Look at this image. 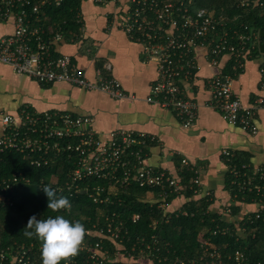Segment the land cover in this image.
I'll return each instance as SVG.
<instances>
[{
	"label": "built area",
	"instance_id": "2783aa9c",
	"mask_svg": "<svg viewBox=\"0 0 264 264\" xmlns=\"http://www.w3.org/2000/svg\"><path fill=\"white\" fill-rule=\"evenodd\" d=\"M63 1L0 0V22L14 28L10 36L0 39V64L42 86L65 83L102 92L114 100L131 97L119 80L99 73L98 80L92 82L71 56L57 54L56 46L64 40L65 33L56 24L47 25L44 10L48 6H60ZM90 1L118 5L114 14L116 26L141 45L147 63L156 65L157 79L145 100L147 103L172 110L184 128L192 127L198 118L199 105L188 97L185 86L200 70L198 55L204 52L216 67L219 60L228 57L233 64L232 73L220 72L207 81L208 105L227 123L252 135L258 133L254 122L259 106H244L233 91L236 78L252 56L248 43L254 49L258 44L257 35L248 36L231 28L228 19L214 11L196 10L194 0ZM251 1L245 0L243 4ZM82 30L83 27L79 28ZM105 69L111 70V65L107 64ZM260 74V90L264 91V66ZM93 123L91 116L38 112L29 107L9 113L0 107V208L14 207V198L31 187L43 194L53 193L57 212L71 209L80 194L94 205L104 206L114 204L113 197L129 194L130 188L137 187L149 190L147 195L153 198L149 200L146 196L143 199L146 202L160 201L158 208L165 213V218L183 211L173 207L177 196L185 191L182 179L149 165L150 147L156 143L154 136L123 129L102 135L93 128ZM10 154H21L31 169L38 170L51 168L66 159L67 179L60 182L53 175L36 182L23 171L9 175L4 164ZM222 154L232 176L231 193L235 192L231 194L232 203L221 213H211L208 207L206 214L216 215L225 225L217 224L201 233L197 256L180 259L156 235L131 240L120 214L106 215L100 210L96 222L82 226L84 233L70 242L65 264H77L78 257L85 264H251L247 247L224 246L219 250V245L211 243L206 236L231 237L235 244L257 239L256 223L261 219L264 222V164L249 172L248 165L233 164L236 153L225 150ZM182 166L193 167L186 159L182 160ZM190 184L193 190L199 187L200 180L196 177ZM155 191H159V198ZM194 192L199 194L196 189ZM173 195L174 199L168 202L167 198ZM239 196L243 199L237 201ZM247 197L251 202L245 201ZM207 198L214 202L213 197ZM118 204H122L121 199ZM233 205L241 207L238 215H233ZM131 220L138 222L140 215H134ZM128 243L130 247H126ZM44 251L47 250L43 247L37 250L34 244L30 248L17 244L4 248L0 244V264H36L35 257ZM255 264H264V261Z\"/></svg>",
	"mask_w": 264,
	"mask_h": 264
},
{
	"label": "crops",
	"instance_id": "0c3cea01",
	"mask_svg": "<svg viewBox=\"0 0 264 264\" xmlns=\"http://www.w3.org/2000/svg\"><path fill=\"white\" fill-rule=\"evenodd\" d=\"M82 1L83 30L78 34H64V40L56 46L57 54L71 56L92 82L98 80L100 74L119 80L125 92L134 99L114 100L102 92L65 83L42 86L0 64V93H10L12 100L10 107L5 104L0 107L12 109L3 108L9 113L29 107L38 112L91 116L93 128L102 135L120 129L152 135L156 143L150 147L149 165L179 176L184 169L182 160H188L193 167L185 168L195 174L191 180L196 177L200 180L199 187L196 186L199 194H195L193 200L213 197L209 211L221 213L232 203V193L226 184L229 168L223 151L241 154L253 168L264 164V91L260 90V70L264 61L260 55H252L233 86L244 106H259L254 122L258 129L256 135L227 123L209 107L207 81L215 74L225 72L230 59L222 58L216 67L211 65L204 52L197 57L200 70L185 86L188 97L199 105L198 118L192 127L184 128L175 112L145 101L157 79L156 65L147 63L141 45L116 26L114 14L119 6ZM13 31L11 24L0 22V39L10 36ZM107 64L111 65V70L105 69ZM189 200L182 193L173 202V207L182 210Z\"/></svg>",
	"mask_w": 264,
	"mask_h": 264
},
{
	"label": "trees",
	"instance_id": "16d2710c",
	"mask_svg": "<svg viewBox=\"0 0 264 264\" xmlns=\"http://www.w3.org/2000/svg\"><path fill=\"white\" fill-rule=\"evenodd\" d=\"M244 1L194 0V6L196 10L208 9L218 16H225L229 21V26L238 29L241 33L248 36L257 35L259 43L254 49H251L252 45L248 43V51L255 57L260 55L259 44L264 42V39L259 37V33L264 32V0H253L249 2L250 4H243ZM82 2V0H64L60 6L46 7L44 12L48 17L47 25L56 24L65 34L80 33L79 28L82 24L78 23V20L82 15ZM232 66L230 61L224 73H232ZM6 159L4 169L9 175L23 171L27 176H33L36 182L43 177L50 179L53 175H56L60 182L67 179L69 166L66 159L65 161L60 160L51 168L41 170L31 169L21 154H10L6 156ZM233 164L239 167L248 165L249 172L253 168L241 154H236ZM194 175L191 169L185 167L179 174L185 187L183 194L190 200L183 207V211L170 215L168 219L165 218V213L158 208L160 201L151 203L143 200L148 189L132 187L129 194L121 193L117 198L113 197L114 204L104 206H96L89 201L87 196L80 194L76 196L71 209L57 212L53 193L43 194L31 187L14 198V207L0 208V244L4 248L15 244L30 248L34 244L37 250L40 247L47 250L41 252L40 256L37 254L36 264H65V252L70 242L77 240L84 233L82 226L88 227V222H96L101 210L106 215L120 214L127 225L128 236L131 240L141 237L149 239L156 235L160 237L164 245L168 244L169 249L176 252L180 259H192L200 251L201 233L214 228L217 224L225 225L216 215L206 214L208 207L212 204L207 200L208 198L197 202L193 200L196 187L193 190L190 189V180ZM231 180L232 176L228 173L226 184L230 191L232 190ZM155 193L156 198H159V191ZM174 196H169L167 201L171 203ZM119 199L122 200L121 205L118 204ZM241 199L243 197L239 196L237 201ZM245 201L251 202V198L247 197ZM240 211L241 207L232 206L233 215H238ZM134 215H140V220L136 223L131 220ZM255 227L258 229L256 240L250 239L235 244L231 237L213 238L207 234L206 238H210L211 243L219 245V250L224 249V246L247 247V255L251 258L248 262L255 264L258 261H264V222L262 219L257 221ZM74 229L76 232L73 231ZM38 230H41L40 234L37 233ZM62 240H65V243H62ZM125 245L126 247L131 246L130 243ZM77 264H85L82 257L77 258ZM112 264L118 263L113 262Z\"/></svg>",
	"mask_w": 264,
	"mask_h": 264
},
{
	"label": "rangeland",
	"instance_id": "374dc122",
	"mask_svg": "<svg viewBox=\"0 0 264 264\" xmlns=\"http://www.w3.org/2000/svg\"><path fill=\"white\" fill-rule=\"evenodd\" d=\"M259 43V42H258ZM260 57H261V59L264 61V56L260 53ZM11 99V96H10V93L9 94H4V93H0V104L2 105H8V107H10V105L12 104L11 103V101L12 100H10ZM26 99H27V97H26ZM18 101H20V100H18ZM4 105V106H5ZM3 108H5V109H7L8 111H11L12 109H9V108H7V107H3ZM146 196H148V198H149V200H151L153 197L151 196V194H148V195H146Z\"/></svg>",
	"mask_w": 264,
	"mask_h": 264
},
{
	"label": "water",
	"instance_id": "95a60500",
	"mask_svg": "<svg viewBox=\"0 0 264 264\" xmlns=\"http://www.w3.org/2000/svg\"><path fill=\"white\" fill-rule=\"evenodd\" d=\"M259 37L264 39V32L261 31V32L259 33ZM259 51H260V53H261L262 55H264V42H261V43L259 44ZM83 194H85V192H83Z\"/></svg>",
	"mask_w": 264,
	"mask_h": 264
}]
</instances>
